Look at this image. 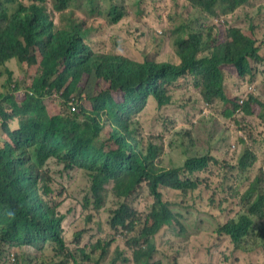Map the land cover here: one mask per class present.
<instances>
[{
  "label": "trees",
  "instance_id": "trees-1",
  "mask_svg": "<svg viewBox=\"0 0 264 264\" xmlns=\"http://www.w3.org/2000/svg\"><path fill=\"white\" fill-rule=\"evenodd\" d=\"M47 1L0 0V65L15 59L25 88L15 96L19 84L12 83L13 75L7 69V81L1 86L4 93L0 92V245L17 248L52 241L56 256L66 250L65 216L52 201L43 172L46 163L54 160L66 169L78 168L90 175L98 205L105 185L114 184L113 193L120 200L110 219L114 231L134 228L131 199L147 184L154 206L135 238L140 244L133 261L164 264L153 261V239L167 226L179 223V216L163 188L180 190L186 196L194 192L200 181L190 177L206 171L212 158L193 156L181 167L163 168L157 162L158 149L152 145L143 148L137 114L151 100L160 107L170 104V85L185 77L193 79L207 103L218 102L223 107V116L231 118L241 111L252 114L257 99L239 97L225 81L226 76L244 79L253 73L252 61L259 56L255 30L229 26L223 35L216 25L193 27L181 21L174 26L176 63L135 61L92 34L122 19L124 0H51L50 9ZM249 1L194 0L210 16L232 12ZM82 4L89 6L87 12H99L104 21L93 22L69 8ZM93 43H103L105 50L95 49ZM101 82H105L104 88L88 95L89 106H79L76 112L68 109L66 103L75 93L80 99L89 83ZM59 101L65 106L63 111ZM13 121H17L15 125L9 123ZM255 160L253 152L245 148L237 168L247 170ZM242 201L237 217L217 229L218 235L230 238L235 249H244L252 228L264 220V167ZM77 229L75 238L80 239L86 224ZM109 247L110 243L96 245L98 263L106 258ZM121 259L129 262L117 251L109 264Z\"/></svg>",
  "mask_w": 264,
  "mask_h": 264
},
{
  "label": "rangeland",
  "instance_id": "rangeland-1",
  "mask_svg": "<svg viewBox=\"0 0 264 264\" xmlns=\"http://www.w3.org/2000/svg\"><path fill=\"white\" fill-rule=\"evenodd\" d=\"M124 2L122 19L92 34L104 39L115 52L135 61H177L173 36L175 24L181 21L193 27L216 25L223 35L229 26L247 29L255 26L260 50L257 61H252L253 73L244 79L226 76L225 81L239 97L248 99L252 95L257 99L258 103L252 104V114L241 111L231 118L223 116V107L218 102L207 103L193 79L185 77L170 85V104L160 107L151 100L137 114L136 120L143 136V148L156 147L159 151L157 162L163 168L181 167L188 158L196 155L212 158L207 170L194 176L200 181L194 192L186 196L163 188L167 199L173 202L171 209L179 216V223L167 226L154 237L153 261L164 264H264V220L252 228L243 244L244 249H235L229 237L217 234L219 225L237 217L243 206V194L264 167V0H250L236 10L226 14L220 12L222 15L218 16L206 14L191 0ZM47 7L51 8V0L47 1ZM88 7L82 4L81 8L77 5L69 8L93 22L104 21L99 12H87ZM93 45L97 50H105L103 43ZM7 69L11 70L16 83L24 80L16 60L7 61L0 65L1 93V86L8 78ZM104 86L105 82L89 83L82 98L75 93L70 101L77 108L89 106L88 95ZM54 97L57 102V94ZM115 97L119 99L121 94L115 93ZM59 104L63 111L65 108L60 101ZM131 120L135 123L134 118ZM1 134L0 127V137ZM245 148L253 152L256 160L247 170L241 171L237 164ZM43 170L52 201L59 205L58 212L65 216L62 230L66 250L58 257L53 252V242L40 249L22 246L17 250L14 246L10 248L16 260L10 263L6 245H0V264H109L117 251L129 260L123 262L121 259L117 264H135L133 253L140 244L135 238L154 206L148 185L144 184L131 199L134 228L114 231L110 219L120 200L113 193V183L105 185L102 204L98 205L92 193V178L84 170L66 169L54 160H49ZM84 223L86 231L82 238L76 239L77 228ZM103 243H110V247L106 258L98 263L95 247ZM71 255L74 261L69 260Z\"/></svg>",
  "mask_w": 264,
  "mask_h": 264
},
{
  "label": "clouds",
  "instance_id": "clouds-1",
  "mask_svg": "<svg viewBox=\"0 0 264 264\" xmlns=\"http://www.w3.org/2000/svg\"><path fill=\"white\" fill-rule=\"evenodd\" d=\"M191 2L193 3V5L196 7V8H198L197 6H196V4H195V2H194V0H191ZM222 15V14H221ZM249 28H253L254 30H255V26H253V25H251ZM255 33H256V31H255ZM257 37V36H256ZM258 41H259V37H257V44H258ZM256 44V45H257ZM257 47H259L258 45H257ZM259 50H260V48H259ZM177 61H175V62H172V63H176ZM12 83H16L15 82V80H12ZM18 84H19V86H18V90L15 92V96H17V97H19L20 95H21V93H23L24 91H25V88H24V81H18ZM10 88L12 89V88H15V85L14 84H11L10 85ZM2 93H4V92H2ZM63 102V101H62ZM72 101H69V102H67L66 103V105H68V109L71 111V112H76L77 111V107H76V105H75V107H76V110L75 111H73L72 110V107L70 106V103H71ZM63 104H64V102H63ZM156 104H157V102H156ZM64 108H65V106H64ZM196 156H198V155H196ZM200 172H197V173H195L193 176H191L190 178L192 179V180H195L196 178H194V176L195 175H197V174H199ZM175 190V189H174ZM177 191H179V192H181L182 193V191H180V190H177ZM228 237V236H227ZM231 241V240H230ZM49 242H52V241H49ZM49 242H47V243H49ZM47 243H45V244H39V245H35V246H31V245H20V246H18L16 249L18 250L20 247H22V246H31V247H33V248H35V247H37V248H41V247H44V245H46ZM55 244V243H54ZM10 247H14V245H7L6 247H5V250H8V259H9V261H10V263H14L15 262V260H16V257H15V254H14V252L11 250L12 248H10ZM54 248H55V246H54ZM36 249V248H35Z\"/></svg>",
  "mask_w": 264,
  "mask_h": 264
},
{
  "label": "built area",
  "instance_id": "built-area-1",
  "mask_svg": "<svg viewBox=\"0 0 264 264\" xmlns=\"http://www.w3.org/2000/svg\"><path fill=\"white\" fill-rule=\"evenodd\" d=\"M70 106L72 107V110H73V111L76 110V107H75V105H74L72 102L70 103Z\"/></svg>",
  "mask_w": 264,
  "mask_h": 264
},
{
  "label": "crops",
  "instance_id": "crops-1",
  "mask_svg": "<svg viewBox=\"0 0 264 264\" xmlns=\"http://www.w3.org/2000/svg\"><path fill=\"white\" fill-rule=\"evenodd\" d=\"M16 122H17V121H13V122H11V124H12V125H15Z\"/></svg>",
  "mask_w": 264,
  "mask_h": 264
}]
</instances>
